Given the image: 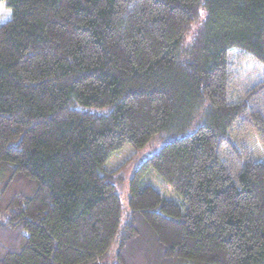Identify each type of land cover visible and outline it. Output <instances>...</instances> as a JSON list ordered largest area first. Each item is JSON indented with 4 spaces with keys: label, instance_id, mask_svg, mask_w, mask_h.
I'll list each match as a JSON object with an SVG mask.
<instances>
[{
    "label": "trees",
    "instance_id": "obj_1",
    "mask_svg": "<svg viewBox=\"0 0 264 264\" xmlns=\"http://www.w3.org/2000/svg\"><path fill=\"white\" fill-rule=\"evenodd\" d=\"M0 264H264V0H0ZM159 144L128 183L125 147ZM154 171L177 195L144 184Z\"/></svg>",
    "mask_w": 264,
    "mask_h": 264
},
{
    "label": "rangeland",
    "instance_id": "obj_2",
    "mask_svg": "<svg viewBox=\"0 0 264 264\" xmlns=\"http://www.w3.org/2000/svg\"><path fill=\"white\" fill-rule=\"evenodd\" d=\"M11 18V11L3 4H0V25L6 23ZM236 58L233 72L235 74V87L232 98L237 100L243 95V92L254 86L264 77V67L252 60L242 59L239 54L234 53ZM237 143L248 151L253 160L264 162V147L256 133L251 132L243 140H237ZM160 148L159 144H154L146 148L135 150L130 146L116 152L109 162V169L117 170L121 173V178L117 182L118 192L123 205L127 204L128 183L139 164L157 152ZM145 185H150L159 191L166 199L177 201L179 198L173 190L160 179L154 171H149L144 179Z\"/></svg>",
    "mask_w": 264,
    "mask_h": 264
}]
</instances>
